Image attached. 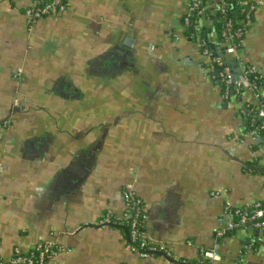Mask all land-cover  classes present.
Listing matches in <instances>:
<instances>
[{
  "label": "crops",
  "instance_id": "1",
  "mask_svg": "<svg viewBox=\"0 0 264 264\" xmlns=\"http://www.w3.org/2000/svg\"><path fill=\"white\" fill-rule=\"evenodd\" d=\"M30 1L0 4V264L41 241L61 248L45 264H204V252L264 264V229L216 234L230 211L264 202V147L238 111L252 94L227 108L215 72H201L187 0H65L29 23ZM249 1L252 26L226 59L264 76V0ZM200 23L213 31L214 18ZM125 191L169 259H143L122 229L97 225L122 218Z\"/></svg>",
  "mask_w": 264,
  "mask_h": 264
},
{
  "label": "built area",
  "instance_id": "2",
  "mask_svg": "<svg viewBox=\"0 0 264 264\" xmlns=\"http://www.w3.org/2000/svg\"><path fill=\"white\" fill-rule=\"evenodd\" d=\"M17 0H0V4L11 8ZM210 0H187V8L182 18V25L185 29L190 30L189 36L191 39L198 42L200 47V56L203 62H200L199 68L202 73L215 72L213 79L221 88V98L225 102L227 108L232 106V98L241 94L244 89H247L253 96V103L259 104L255 110L259 118L264 119V103L260 100L262 92L264 91V76L260 74L254 67L245 66L241 69L239 75H235L229 66L224 64V60L220 55H212L208 47H206L204 39L201 37V19L198 16L207 10V5ZM220 4L217 8L219 12V22L223 24L221 30V37L223 41L220 46L223 48V57H236L240 49L241 41L244 35L252 26V12L256 8L253 2L237 0V4L246 14L238 18H230L225 15V2L219 0ZM66 10L65 0H31L29 5L22 10L24 18L29 23L49 16L52 14H59ZM215 11V12H216ZM263 87H260V86ZM260 88H263L260 91ZM238 109L241 115L244 114V108ZM264 122V121H263ZM264 129L262 126H255L250 132L252 135H257L259 129ZM212 198H219L225 196L224 191H215L210 193ZM124 213L122 218H129L127 246L130 250L137 253L141 258L147 259L150 256L160 253L170 258L171 252L158 245L148 241L144 233L139 230L137 217L142 214L143 219V205L140 199L134 196L131 192L125 191L123 193ZM225 210H229V203H225ZM111 212H106L104 216L98 221L97 225L101 228L111 227ZM230 220L225 225L216 231L218 236H225L234 229L241 228L246 224H251L254 228L264 229V205L255 202L246 207L233 209L229 212ZM122 218L117 219V224L121 226L124 224ZM140 239L137 242V239ZM61 248L57 245L47 242H36L26 251L15 248L11 257L6 264H45L49 258H52L60 252ZM203 257L206 259H216V253L204 252ZM211 264V263H210Z\"/></svg>",
  "mask_w": 264,
  "mask_h": 264
},
{
  "label": "trees",
  "instance_id": "3",
  "mask_svg": "<svg viewBox=\"0 0 264 264\" xmlns=\"http://www.w3.org/2000/svg\"><path fill=\"white\" fill-rule=\"evenodd\" d=\"M247 1V0H244ZM249 1V0H248ZM225 2V15L227 17H230L232 19L234 18H238L240 19L241 17H243L246 14V11L242 10L241 7L238 6L237 4V0H224ZM250 2V1H249ZM219 17L220 14L219 12H215V15L212 17L208 11H205L204 13L200 14L198 16L199 19L202 18H214V29L213 31H211L207 26H201V37L204 39L205 45L206 47H208V49L210 50L212 55H219V51L217 48V45L219 43H221L223 41V38L221 37V30L223 28V24H221L219 22ZM187 32L190 33V30L187 29ZM224 64H226L228 66L227 63L224 62ZM262 82H264V78H262ZM260 87H263L262 85ZM263 88H260V91H262ZM237 98V97H235ZM260 100L264 103V91L262 92L261 98ZM259 104L254 102V103H249L246 104V107L244 108V114L241 115L242 117V121L243 124L245 126V132L246 133H250L255 126H262L263 125V121L264 119L259 118L257 115V112L255 111L258 108ZM258 137L261 140V145L264 147V129H259L258 131ZM262 205H264V202H259ZM112 223H111V227H118L120 229H122L125 233L126 236V241L127 243L129 242V238H128V232H129V228H128V222H129V218H122L124 224H122L121 226H119L117 224V217L113 215V213H111L110 215ZM137 222H138V226H139V230L141 232H143V219H142V214L137 217ZM244 227V226H243ZM241 227V228H243ZM139 238L136 240L137 242H139ZM206 259V258H205ZM184 261H180L181 264ZM204 264H210L209 260L207 259L205 261Z\"/></svg>",
  "mask_w": 264,
  "mask_h": 264
},
{
  "label": "water",
  "instance_id": "4",
  "mask_svg": "<svg viewBox=\"0 0 264 264\" xmlns=\"http://www.w3.org/2000/svg\"><path fill=\"white\" fill-rule=\"evenodd\" d=\"M212 14H213V16H214V15H215V12H213ZM219 55L222 56L224 62L228 64V66L231 68V71L233 72V67H234V66L231 65V64H229L230 62H229L225 57H223V48L221 49ZM252 137L257 138L258 136H256V135L253 134ZM250 226H251V224H246L244 227L248 228V227H250ZM234 231H235V230H234ZM234 231H233V232H234ZM167 259H169V258H167Z\"/></svg>",
  "mask_w": 264,
  "mask_h": 264
}]
</instances>
